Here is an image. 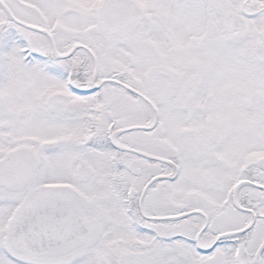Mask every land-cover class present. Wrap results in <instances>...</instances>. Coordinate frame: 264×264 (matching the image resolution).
Listing matches in <instances>:
<instances>
[{"label":"snow or ice","instance_id":"obj_1","mask_svg":"<svg viewBox=\"0 0 264 264\" xmlns=\"http://www.w3.org/2000/svg\"><path fill=\"white\" fill-rule=\"evenodd\" d=\"M0 264H264V0H0Z\"/></svg>","mask_w":264,"mask_h":264}]
</instances>
